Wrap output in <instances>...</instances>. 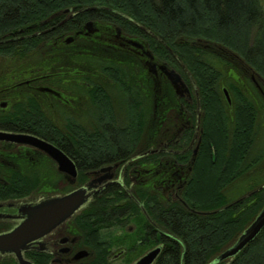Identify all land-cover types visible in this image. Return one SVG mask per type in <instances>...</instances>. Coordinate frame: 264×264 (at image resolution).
<instances>
[{
	"label": "flooded vegetation",
	"instance_id": "1",
	"mask_svg": "<svg viewBox=\"0 0 264 264\" xmlns=\"http://www.w3.org/2000/svg\"><path fill=\"white\" fill-rule=\"evenodd\" d=\"M63 15L59 26L77 13ZM51 31L36 34L43 36ZM124 31L106 22L87 20L53 39L57 45L54 71L34 67L22 72L0 71L4 74L0 73V114L7 115L0 132L37 138L52 146L59 159L32 145L0 141V189L31 191L22 198L0 200V235L30 220L32 215L21 213V208L27 211V207L84 192L78 209L49 226L45 221L23 243L25 262L134 264L158 249L150 263L157 264L165 243L180 244L160 226L158 202L160 195L164 204L182 200L179 196L199 159L202 129L198 93L185 69L180 73L159 63L148 44ZM84 39L89 43L79 44ZM116 52L122 59L125 55L132 57L141 68L138 73L144 71L152 82L155 114L163 119H158L163 130L156 122L157 134L136 133L131 135L129 146L95 158V152H99L93 150L95 139H108L106 128L112 122L123 127L130 104L109 76L112 62L117 63ZM171 70L179 75L181 83H171L166 75ZM160 82L168 86L170 100L176 101H167L169 109L163 113L156 103ZM96 84H102L100 102H95L92 95ZM138 84V106H134L141 110V78ZM28 96L35 104H24L23 118H16L15 100L25 102ZM96 127H102L103 133H96ZM0 264L19 262L12 252L0 254Z\"/></svg>",
	"mask_w": 264,
	"mask_h": 264
},
{
	"label": "trees",
	"instance_id": "2",
	"mask_svg": "<svg viewBox=\"0 0 264 264\" xmlns=\"http://www.w3.org/2000/svg\"><path fill=\"white\" fill-rule=\"evenodd\" d=\"M65 10L77 16L59 26ZM87 20L123 28L127 35L148 44L159 63L189 74L192 82L186 80L197 90L201 114L199 159L179 196L181 201L164 204L159 196V224L180 244L165 243L157 264H210L264 205V155L251 158L258 100L264 108V0H0V58L26 62L37 55L33 64H20L14 70L54 71L57 45L53 39ZM45 29L52 31L36 34ZM84 43L89 42L84 39L79 44ZM116 57L109 76L130 104L124 126L116 127L111 119L108 139H95L93 150L99 149L95 158L129 146L136 133L157 134L158 119L163 121L155 114L152 82L145 72L138 73L141 68L132 57L122 59L117 52ZM139 78L141 110L136 104ZM158 88L156 103L163 113L169 109L167 101H176L170 100L166 84L160 82ZM93 89L94 101L100 102V95L103 100L102 84ZM24 100H15L16 118H23L24 104H35L30 96ZM5 119L4 112L0 114L3 129ZM96 133H103L102 127H96ZM241 184L247 189L238 196ZM30 192L0 189V200ZM219 264H264V229L240 253Z\"/></svg>",
	"mask_w": 264,
	"mask_h": 264
},
{
	"label": "water",
	"instance_id": "3",
	"mask_svg": "<svg viewBox=\"0 0 264 264\" xmlns=\"http://www.w3.org/2000/svg\"><path fill=\"white\" fill-rule=\"evenodd\" d=\"M95 9V8H94ZM70 10H65L64 13H68ZM164 70V68H160ZM169 77L172 84H178L180 82L179 75L171 70L169 73H166ZM225 98L230 104L229 96L226 89H223ZM0 141H10L21 144L32 145L40 150L48 152L51 156H56V150L49 144L38 140L37 138L25 135H12L4 132H0ZM59 160V159H58ZM84 192H74L62 199L51 200L46 204H38L34 207L21 208V213H26L32 215L30 220L24 222L19 228L14 230L11 233L0 235V254L14 253L17 257L19 264H30L25 262L22 259L21 249L24 242L32 236L34 232H37L41 229L44 222H47V225L54 224L66 216L72 214L78 207L83 203ZM48 206L46 209L45 207ZM44 208V210H42ZM264 229V205L256 215L254 220L250 225L237 237V239L226 248L222 253H220L216 258H214L210 264H219L225 260H228L238 253H240L249 243H251L257 235ZM158 253V249L150 252L145 257L141 258L134 264H150Z\"/></svg>",
	"mask_w": 264,
	"mask_h": 264
},
{
	"label": "rangeland",
	"instance_id": "4",
	"mask_svg": "<svg viewBox=\"0 0 264 264\" xmlns=\"http://www.w3.org/2000/svg\"><path fill=\"white\" fill-rule=\"evenodd\" d=\"M38 59V56L35 55H31L26 62L24 61H14L13 59H3L0 58V71H6L11 69H16L17 65H24L26 64H33L36 60ZM1 73V72H0ZM3 73V72H2ZM1 75L3 76L4 74ZM258 104H257V119H256V124H255V141H254V145H253V149H252V153H251V158H256L258 157L260 154L264 155V108L261 105L263 102L261 100H258ZM237 190H236V195H240L245 189V186L238 185L237 186ZM232 188V187H231ZM230 188V189H231ZM235 190V189H234ZM228 194V191H227ZM230 199H233L234 194H232V190L230 191ZM235 198V197H234ZM239 198V197H237Z\"/></svg>",
	"mask_w": 264,
	"mask_h": 264
}]
</instances>
